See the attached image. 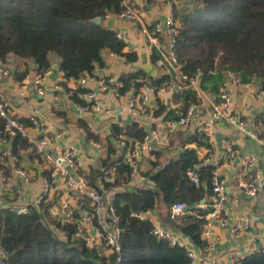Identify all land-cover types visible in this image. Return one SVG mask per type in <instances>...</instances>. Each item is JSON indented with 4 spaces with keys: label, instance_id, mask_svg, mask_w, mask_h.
Masks as SVG:
<instances>
[{
    "label": "trees",
    "instance_id": "1",
    "mask_svg": "<svg viewBox=\"0 0 264 264\" xmlns=\"http://www.w3.org/2000/svg\"><path fill=\"white\" fill-rule=\"evenodd\" d=\"M124 1L0 0V60L7 62L11 56L32 60L36 72L41 73L52 68V55H55L68 80L94 73L97 64L105 66L107 50L134 60L137 54L125 52L127 43L103 24L109 13H120L124 9ZM176 16L181 22L176 47L182 70L189 77L200 74L203 90L220 93L223 78L230 74L243 84L258 78L264 89V0H195L186 8L177 9ZM96 17H101L102 22L94 21ZM159 57L160 53L155 49L153 60L156 62ZM29 70L27 65L23 73L17 74L18 78L22 79ZM172 79V74L153 77L138 70L120 77L123 83L120 91L138 90L144 85L158 90L169 85ZM87 91L85 88L73 91L72 99L86 104L79 95ZM175 99L182 103L178 109L168 110L160 104L156 115L165 113L167 119L178 120L191 104L201 102L192 88L177 91ZM5 123L0 116L1 131ZM80 124L89 138L100 141L99 135L85 120ZM146 135L145 128L136 122L112 126L103 167L115 166L117 175L113 182L106 183L107 188L121 187L131 180L132 167L123 155L116 156L114 141L125 136L129 145V139L141 141ZM171 135V143H181L182 150L170 158L162 151H154L156 160L150 161L151 168L145 172L154 187L135 186L115 193L113 203L122 228L120 252L99 256L86 240L76 236L72 224L57 226L65 233L61 237L53 228L56 223L48 212L49 204L43 202L39 208L30 206L26 213L0 208V247L7 254V264H194L186 248L158 239L152 233L154 224L151 220H140L133 215L137 211L156 210L160 201L170 205L177 202L196 205L173 224L199 249L206 245L202 231L207 214L213 210L210 199L215 166L202 164L198 147L210 148L211 144L208 136L199 132L187 135L177 131ZM5 137L13 138L17 152L18 145L30 146L20 135ZM191 144L197 147H191ZM200 164L197 172L201 183L195 184L188 170ZM96 176L89 178L97 187ZM203 199L207 206L199 208L197 205ZM237 264H264V251L254 252Z\"/></svg>",
    "mask_w": 264,
    "mask_h": 264
},
{
    "label": "crops",
    "instance_id": "2",
    "mask_svg": "<svg viewBox=\"0 0 264 264\" xmlns=\"http://www.w3.org/2000/svg\"><path fill=\"white\" fill-rule=\"evenodd\" d=\"M124 4L131 5L138 14L137 20L122 19L117 13H109L103 20V24L122 34V39L127 43L125 52H135L136 59L130 60L125 56L118 55L109 50L104 53L105 66L96 65L94 72L100 78L114 77L120 79L125 73L138 70L145 71L148 75L158 77L173 72L164 67L160 58L153 60L154 47L150 43L147 30L159 21L165 20L170 12L171 5L169 0H125ZM176 0V8L183 9L188 6ZM190 6V5H189ZM163 45L164 42H161ZM159 52V51H158ZM53 73L44 79L42 88L44 93H40L34 85V79L38 72L32 60L20 59L11 56L6 62L10 67L11 75L8 77L0 76V99L10 102L16 116L24 120L27 125L30 117L36 116L45 120L44 130L29 125L31 132L38 136H54L61 129L66 130L65 136L59 140V150L52 149L53 153L64 150L67 146L75 145L80 149L81 164L79 174L85 176L90 182L89 177L96 174L103 167V159L107 157V137L112 134V126L118 124L125 126L131 123H138L145 128L147 133L155 131L157 135L164 134L167 130L166 114L156 115L159 105H164L168 110L178 109L182 104L175 99L178 90L167 88L156 90L154 87L144 85L149 88V101L146 110L142 114L134 116L129 111V101L131 94L121 97L115 96L112 92L102 89L99 81L90 82L84 88L94 96L89 100L81 94L79 95L86 104H80L72 99L73 91L78 90L80 84L78 79L65 81L63 71L56 68L59 65L57 57L52 55ZM29 65V72L19 79L17 74L23 73ZM60 66V65H59ZM231 75V74H230ZM230 75H225L220 85L221 91L225 82H228ZM28 77L30 84L27 88L21 87L19 81ZM183 91V90H181ZM229 91L233 101L231 111L241 119L247 120L250 127L258 132L259 139L253 138L249 133L240 130L226 120H222L214 127V133L210 136L211 147H198V153L202 164L210 152L218 160L217 171L223 178L230 191V198L227 203V214L235 223L236 231L216 224L212 227V236L209 240L214 245V250L204 253V258L218 260L219 262L230 264L229 251L232 248L257 250L264 247V192L257 198H250L244 193H236L239 189V179L248 180L250 174L245 172L241 163V158L249 153L255 154L258 158L259 167L264 170V89L261 88L260 79L256 78L249 84H229ZM219 94V93H218ZM218 94L207 92L200 96L201 102L197 108V116L200 121L211 117L212 107L210 100L216 99ZM85 120L90 129L99 135L100 141L88 137L80 121ZM198 123L189 128H179L169 134L165 147L157 148L162 151L166 158L177 155L182 150L181 143H171V134L182 131L185 134H194L199 126ZM125 137V136H124ZM127 139V137H126ZM132 141L133 139H129ZM98 143L99 146L95 145ZM117 147L116 156L125 154V149L120 146L118 139L114 141ZM191 147H197L191 144ZM18 152L14 148L13 138H6L0 129V152L12 151L16 159L7 156L0 164L3 166L6 180L0 173V208L28 209L36 205L37 199L44 193V181L50 176V168L41 161L34 153L31 146H17ZM236 150V158L232 163L224 158V152ZM156 160L154 152L143 156L137 160L140 174H145L151 168L150 161ZM202 164L198 165L201 166ZM23 169L29 180L17 172ZM131 177V176H130ZM135 186H141L137 178H132L127 185L112 188L110 194L117 191L131 190ZM67 179L58 177L47 192L45 204H49L48 212L52 220L57 223L60 213V203L68 201L77 211L82 213L89 209V204L74 195H68ZM213 202V198L210 199ZM207 206V205H206ZM170 204L160 201L153 216V224L160 225L169 229H176L172 219L169 217ZM61 237L65 233L61 229H56Z\"/></svg>",
    "mask_w": 264,
    "mask_h": 264
},
{
    "label": "built area",
    "instance_id": "3",
    "mask_svg": "<svg viewBox=\"0 0 264 264\" xmlns=\"http://www.w3.org/2000/svg\"><path fill=\"white\" fill-rule=\"evenodd\" d=\"M184 2L185 6L193 4L195 0H180ZM176 0H169L171 9L165 20L159 21L153 25L151 29L147 30L150 43L153 45L154 50H158L160 53V62L167 69L171 70L174 74L173 79L169 85L162 87L169 90H184L186 88H192L196 91L198 97L204 93L201 87L200 74L194 77H189L182 70V64L177 52V42L180 35L181 22L176 16ZM124 9L117 13L122 19L137 20V11L129 4H124ZM122 38V34H118ZM161 42H164L162 45ZM53 73L52 68H48L44 72L38 73L34 79V85L37 87L40 93H44L42 84L45 78ZM11 75L10 67L6 62L0 60V76L8 77ZM65 81L66 77L63 73ZM99 81L100 86L104 90L112 92L115 96L121 97L123 95L131 94L129 101V111L132 115L137 116L142 114L146 110V106L149 101V88L141 86L138 90L131 89L125 93H121L120 89L123 83L120 79L114 77L100 78L98 74L85 73L78 79L81 88H84L90 82ZM240 84L239 78L234 74L230 75L228 82H225L219 95L216 99L210 100L212 107L211 117L200 121L197 116V108L199 104H191L186 113L178 120H169L167 122L168 130L164 134L157 135L155 131L147 133L141 141H129L127 145V139L121 136L118 139L120 146L126 151L124 154V160L132 167L130 176L134 179L137 178L142 187L153 188L154 184L145 174H140L137 160L143 156L153 153L157 148L165 147L169 138V134L179 128H189L191 125L198 123L199 126L195 132L201 134L212 135L214 133V127L222 120L228 121L233 126L238 127L240 130L249 133L253 138L259 139L258 132L250 127V123L247 120L241 119L231 111V104L233 97L229 91V84ZM19 84L23 88H27L30 84L28 77L19 81ZM249 84V83H245ZM86 99H91L94 95L87 91L81 94ZM201 100V98H200ZM0 116L6 120L4 130L1 131L5 135L10 137L22 136L27 139L29 145L32 147L36 156L46 163L50 168V176L44 181V193L37 199L35 207H41V204L45 201L47 192L50 190L53 182L58 177L67 179L66 192L68 195H74L77 198L84 201V204H89V209L82 213H77L75 208L68 202L64 201L60 203V213L57 217V223L53 224V228L58 229V225L72 224L76 228V236L86 240L88 246H93L97 249L99 256H109L112 253L121 251V234L122 228L120 226V219L114 206L115 194H110V188H107V182H113L117 175V168L115 166L110 168H103L101 175L99 174L97 179V187L93 186L90 181L83 175L79 174V168L81 164L80 149L75 145L67 146L64 150L53 153L51 150H59V140L62 139L66 130L61 129L54 136H38L31 132L29 125L38 127L43 131L45 127V120L36 116L30 117V124L27 125L20 120L14 109L11 107L10 102L4 99H0ZM95 145L99 146L98 143ZM224 158L232 163L236 158V150L231 149L223 153ZM7 156H11L16 159V155L12 151L0 152V161ZM205 164L211 163L215 166V170L212 178V191H213V210L206 216L207 222L202 231V238L206 241V245L203 249H199L195 245L192 239L185 234L181 233L177 229H169L160 225L154 224L152 233L158 239H166L173 245H178L187 249L189 256L192 258L194 264H225L218 260H209L204 258V253H210L214 250V245L209 242L212 236V227L216 224L220 226L232 228L235 232V223L227 214V203L230 198L229 187L226 181L221 178L217 171L218 160L212 152L204 159ZM241 163L245 169V172L250 174L248 180L244 178L239 179V189L236 193H244L250 198H257L264 192V170L259 167L258 158L255 154L249 153L241 158ZM200 166L196 165L194 168L188 170V175L192 182L200 184V176L197 170ZM17 172L21 174L25 180H29L26 172L23 169H18ZM0 173L3 179L6 180L3 168L0 166ZM188 204L186 202H177L170 205L169 217L172 220L185 216ZM199 208H205L206 204H198ZM28 209H18V213H26ZM155 210L147 209L143 211L134 212L133 215L140 220H153ZM191 239V240H190ZM198 247V249L196 248ZM264 247L254 250H242L240 248H232L229 251L230 264H237L241 259L254 252H262ZM0 264H7V254L2 247H0Z\"/></svg>",
    "mask_w": 264,
    "mask_h": 264
},
{
    "label": "water",
    "instance_id": "4",
    "mask_svg": "<svg viewBox=\"0 0 264 264\" xmlns=\"http://www.w3.org/2000/svg\"><path fill=\"white\" fill-rule=\"evenodd\" d=\"M94 21H96V22H98V23H101L102 22V18L101 17H96L95 19H94ZM59 65H56V68L57 69H59ZM233 75V74H232ZM205 202H206V199H203L202 201H201V204H205ZM196 207V205H190V206H188V208H187V211H191V210H193L194 208ZM191 240V239H190ZM196 248L198 249V247L196 246Z\"/></svg>",
    "mask_w": 264,
    "mask_h": 264
},
{
    "label": "rangeland",
    "instance_id": "5",
    "mask_svg": "<svg viewBox=\"0 0 264 264\" xmlns=\"http://www.w3.org/2000/svg\"><path fill=\"white\" fill-rule=\"evenodd\" d=\"M90 248H94L96 251H97V249L95 248V247H93V246H89ZM98 253V252H97Z\"/></svg>",
    "mask_w": 264,
    "mask_h": 264
}]
</instances>
